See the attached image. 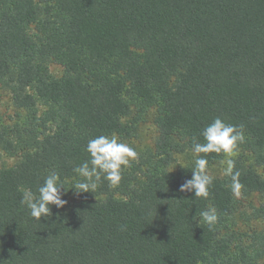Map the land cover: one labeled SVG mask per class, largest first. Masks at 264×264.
Segmentation results:
<instances>
[{"label": "trees", "instance_id": "trees-1", "mask_svg": "<svg viewBox=\"0 0 264 264\" xmlns=\"http://www.w3.org/2000/svg\"><path fill=\"white\" fill-rule=\"evenodd\" d=\"M0 83L25 113L11 139L0 132L1 149L21 151L0 169V264H256L241 246L232 254L230 178L215 177L205 200L179 190L194 165L167 167L219 116L243 125L236 151L254 153L232 158L241 193L264 194V0H0ZM151 109L154 168L132 163L118 186L102 176L77 193L88 140L126 143ZM53 170L67 203L38 221L22 191L38 195ZM209 206L212 229L197 223Z\"/></svg>", "mask_w": 264, "mask_h": 264}, {"label": "clouds", "instance_id": "clouds-1", "mask_svg": "<svg viewBox=\"0 0 264 264\" xmlns=\"http://www.w3.org/2000/svg\"><path fill=\"white\" fill-rule=\"evenodd\" d=\"M200 135L203 137V143L198 142L196 137H193L192 142L191 150L194 157L192 176L180 185L179 190L194 192L195 197L208 199L209 188L215 177L209 173L208 160L200 154H225L228 158L225 161L223 175L230 178V191L239 198L243 184L239 179L241 173L236 169L232 156L238 145L245 142L243 125L226 123L217 116L203 127ZM85 151L89 154V159L73 169L78 176L83 177L73 186L77 193L93 192L102 176L109 182L110 187L118 186L122 179V169L130 166L131 162L138 157L136 150L127 143L121 142L116 135H99L89 139ZM59 180V174L53 170L38 186V195L30 189L22 191L20 203L29 210V215L35 220L39 221L42 216L46 218L51 215L50 205L62 208L67 203L62 198L63 185ZM218 219L216 208L209 206L200 212L197 223L202 220L209 229H212ZM125 227L122 226V230H125Z\"/></svg>", "mask_w": 264, "mask_h": 264}, {"label": "rangeland", "instance_id": "rangeland-1", "mask_svg": "<svg viewBox=\"0 0 264 264\" xmlns=\"http://www.w3.org/2000/svg\"><path fill=\"white\" fill-rule=\"evenodd\" d=\"M49 71L53 76H60L63 67L55 62L48 63ZM25 119V113L13 106L9 89L0 83V132L6 133L5 138L11 139L14 134V124ZM130 122L134 119H129ZM135 123L132 129L134 136L129 138L126 143L133 147L138 153L136 160L132 163L139 162L143 165L142 171L149 166L153 167L158 163L155 155L154 140L156 138V126L154 123V110L151 109L145 116L143 122ZM27 136H22L25 138ZM23 140V139H22ZM21 151L18 149L15 155H10L0 148V169L12 166L19 158ZM240 155L245 164H253L254 153L248 149H239L235 151L232 158ZM227 156L213 164H208L209 173L219 179H228L223 175L226 167L225 161ZM127 167L131 170L132 167ZM194 165V157L191 149H186L181 153L174 154V159L167 167L170 171H175L185 165ZM144 168V169H143ZM258 173L264 177V167H256ZM141 171V172H142ZM74 196L69 198V202L74 201ZM236 198V205L233 215L230 217L227 225L229 230L236 235V240L232 244V254H240L239 246L248 256L247 258L256 259V264H264V194L252 193Z\"/></svg>", "mask_w": 264, "mask_h": 264}]
</instances>
